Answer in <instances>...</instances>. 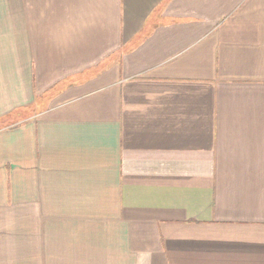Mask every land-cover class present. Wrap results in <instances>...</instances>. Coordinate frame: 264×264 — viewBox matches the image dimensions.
Masks as SVG:
<instances>
[{
    "label": "crops",
    "instance_id": "obj_1",
    "mask_svg": "<svg viewBox=\"0 0 264 264\" xmlns=\"http://www.w3.org/2000/svg\"><path fill=\"white\" fill-rule=\"evenodd\" d=\"M0 264H264V0H0Z\"/></svg>",
    "mask_w": 264,
    "mask_h": 264
}]
</instances>
